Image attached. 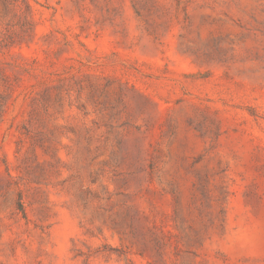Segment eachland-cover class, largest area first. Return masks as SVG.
<instances>
[{
    "label": "rangeland",
    "instance_id": "rangeland-1",
    "mask_svg": "<svg viewBox=\"0 0 264 264\" xmlns=\"http://www.w3.org/2000/svg\"><path fill=\"white\" fill-rule=\"evenodd\" d=\"M0 264H264V0H0Z\"/></svg>",
    "mask_w": 264,
    "mask_h": 264
}]
</instances>
